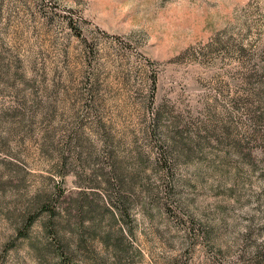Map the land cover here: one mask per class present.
I'll return each mask as SVG.
<instances>
[{
  "label": "rangeland",
  "instance_id": "obj_1",
  "mask_svg": "<svg viewBox=\"0 0 264 264\" xmlns=\"http://www.w3.org/2000/svg\"><path fill=\"white\" fill-rule=\"evenodd\" d=\"M0 57V264L264 254V0H0ZM73 199L88 213L61 260L44 208Z\"/></svg>",
  "mask_w": 264,
  "mask_h": 264
},
{
  "label": "trees",
  "instance_id": "obj_2",
  "mask_svg": "<svg viewBox=\"0 0 264 264\" xmlns=\"http://www.w3.org/2000/svg\"><path fill=\"white\" fill-rule=\"evenodd\" d=\"M0 59L2 58L0 57ZM1 65L3 64H1L0 62V66ZM154 80L155 79L153 77L152 82L155 83ZM150 113L153 114V122H154L153 129H156L155 132H157L158 139L168 140L172 148L176 147L181 151V147L186 146L188 143L186 141V138L182 137L181 132H179L178 129L176 128V123L173 114L163 109L161 106L160 107L156 106L154 108H151ZM161 126L163 129L161 128ZM113 177H115V182H117L119 187L123 188L125 184L124 177L120 173H115ZM105 181L108 184L106 185L107 187H109L111 183H113V182L110 183L109 178L108 179L105 178ZM113 193L114 195L112 197L109 196V199L105 200V202L101 204L102 209L108 212L109 215L108 217L111 222L118 219V217H124L128 215V209L126 208L127 197L121 194L120 189H117ZM73 200H75V208H73V210L76 211L74 215L72 214V210H69L67 206L65 207L60 206L58 210H55L53 207H49L51 208L49 210L48 208H44L45 210L49 211L51 216L56 215L55 222L57 229L53 233L56 236H58L59 239L65 241V243L61 244L55 250L56 254L60 256L61 260L64 259V257H67L69 259L73 258L71 256L72 249L70 248V241L65 236L68 233L70 237L72 232H76L77 229L80 227L79 221L76 218L81 217L82 214L88 213V210L83 209V205H80L77 202V199H73ZM85 216L83 215V218ZM33 220H34L33 218H29V220L26 223V226L30 225L33 222ZM118 232L121 233L122 229L119 228ZM25 234H26L25 231L24 232L19 231L18 236H25ZM84 262H85L84 264H88L89 260H84ZM246 262H247L246 264H264V254H262L260 251L257 250L254 252L253 256L247 257ZM62 264H67V262L63 261Z\"/></svg>",
  "mask_w": 264,
  "mask_h": 264
}]
</instances>
